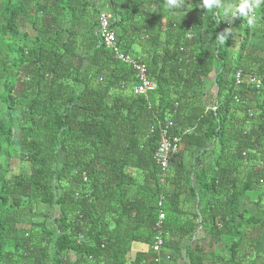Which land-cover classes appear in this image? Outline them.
I'll return each instance as SVG.
<instances>
[{"label": "trees", "instance_id": "1", "mask_svg": "<svg viewBox=\"0 0 264 264\" xmlns=\"http://www.w3.org/2000/svg\"><path fill=\"white\" fill-rule=\"evenodd\" d=\"M201 4L185 3L177 11L189 16L177 20L165 0H0V264H125L134 242L154 256L161 194L163 251L202 218L224 240L226 264L261 257L243 251L261 214L238 212V204L250 191L264 193V92L248 77L237 90L235 74L264 77V61L257 69L242 62L253 34L244 18L235 61V35L215 40L227 21L217 24L222 17ZM102 11L112 15L120 49L158 83L148 98L133 92L134 68L100 43ZM212 74L217 108L207 111L203 81ZM167 120L186 149L219 147L215 174L194 172L198 158L188 169L180 150L161 182L158 134L146 137ZM221 171L233 178L220 183Z\"/></svg>", "mask_w": 264, "mask_h": 264}, {"label": "crops", "instance_id": "2", "mask_svg": "<svg viewBox=\"0 0 264 264\" xmlns=\"http://www.w3.org/2000/svg\"><path fill=\"white\" fill-rule=\"evenodd\" d=\"M233 3H237L238 0H232ZM187 3V2H186ZM261 8V7H260ZM257 9L256 15L259 23L256 27H251L253 34L250 35L248 39V44L242 53V62L247 64V66H252L257 69L264 61V11ZM178 9H173L176 11L175 15L171 16L173 19L182 20L187 18L188 11H183ZM182 14L181 16H179ZM239 20L233 21L231 27L234 31L233 38V53H237L240 50V42L242 30L243 17L238 18ZM241 21V22H240ZM229 27L228 22L226 23V28ZM214 75V74H213ZM215 77L209 76L204 79V92L206 93L205 99L207 103L213 102L212 97L216 95L217 87L215 85ZM251 100H253V93L247 94ZM211 104V103H210ZM181 150H183V155L185 158V165L188 169L191 165L196 162L198 158L199 164H196L195 171L204 168L208 174H215L218 157H219V147L214 145V143H208L207 150L194 151L193 149H186L184 143H182ZM15 162H13L14 164ZM198 168V169H197ZM187 170V169H186ZM193 172V173H194ZM189 177V175H188ZM230 178H233L232 173L227 171H221L220 183H226ZM264 186V184H263ZM173 189V187H171ZM183 198L189 197L188 188L183 189ZM137 193V187L132 186L127 194L129 196H134ZM258 190L250 191L248 194L244 195L239 201L238 212L248 211L252 215L261 214L262 220L255 226H251L248 232V242L243 250L247 259H253L256 255H261V257L256 261L255 264H264V193L259 195ZM262 198L261 201H259ZM171 202L175 206L178 203V197L175 195L171 196ZM197 204L189 209H195L196 211L203 208ZM185 209H188V205H184ZM186 218L182 219L185 220ZM202 218L195 219L196 229L194 234L187 235L186 237H175L173 241L169 244L163 252L164 255H170V259L165 257L161 260L160 264H226L225 260L228 257L226 254V247L223 239H218L211 233L204 230ZM179 222L177 221V225ZM138 257L141 259V264H155L153 262V255L150 246L143 242H134L131 244L130 251L126 254L125 264H136ZM75 257H72L74 259Z\"/></svg>", "mask_w": 264, "mask_h": 264}, {"label": "built area", "instance_id": "3", "mask_svg": "<svg viewBox=\"0 0 264 264\" xmlns=\"http://www.w3.org/2000/svg\"><path fill=\"white\" fill-rule=\"evenodd\" d=\"M97 19L99 24V33L101 36L100 43L103 44L106 49L112 51L117 60L127 65H131L134 68L136 84L133 87V92L138 96L148 98L150 93L155 92L158 89V83L150 78L148 68L144 63L137 60L132 55L126 54L120 49L117 36L111 25L112 15L109 12L102 11L98 15ZM182 50L183 48H181V51ZM246 77H248V84L255 87L258 94L264 92V77L255 71L246 74L242 69L238 70L235 74V84L237 90L243 85V82L245 81L244 78ZM234 99L237 103L241 102V98L238 94L234 97ZM216 108V103L210 104L206 107L207 111L216 110ZM174 125L175 123L173 120H167L163 123L159 122L158 127H155L154 125L151 126L150 132L146 137V139H149L152 134H158L159 140L158 148L155 152V159L161 168V182L165 181V176L170 168L173 155L177 154L182 147L181 137L172 133ZM84 179H87L85 174ZM165 199L166 196L161 194L156 203L160 208V213L156 223V234L152 244V250L155 253L153 256V262L155 264H160L164 257L166 259L171 258L168 254L163 256V247L167 235L163 228L165 213L162 208ZM80 238L83 239V236L81 235Z\"/></svg>", "mask_w": 264, "mask_h": 264}, {"label": "clouds", "instance_id": "4", "mask_svg": "<svg viewBox=\"0 0 264 264\" xmlns=\"http://www.w3.org/2000/svg\"><path fill=\"white\" fill-rule=\"evenodd\" d=\"M264 5V0H238L233 3L232 0H202L201 7L209 12L216 10L219 18L217 24L221 20L227 21L229 27L222 32L217 33L216 42L220 45L226 44L230 34L234 36L232 22L240 17L246 20L249 27H256L259 23L256 12L257 9ZM166 9H180L185 7V0H165ZM222 10V13H221Z\"/></svg>", "mask_w": 264, "mask_h": 264}, {"label": "rangeland", "instance_id": "5", "mask_svg": "<svg viewBox=\"0 0 264 264\" xmlns=\"http://www.w3.org/2000/svg\"><path fill=\"white\" fill-rule=\"evenodd\" d=\"M192 3V0H185V3ZM176 11H174V14L172 13V16L173 15H175L176 13H175ZM182 14H180L179 16H181ZM241 22V21H240ZM23 28H25V27H23ZM245 28L243 27V29L241 30V35L239 36V38H242V37H244V35H245V30H244ZM238 56H239V52H237V53H233V58H235V61H237V59H238ZM211 76H214L213 74L211 75ZM14 166V165H13ZM15 170V168H12V171H14ZM57 213V212H56ZM58 214V213H57ZM56 214V215H57Z\"/></svg>", "mask_w": 264, "mask_h": 264}]
</instances>
